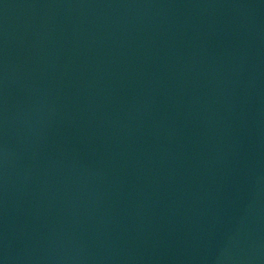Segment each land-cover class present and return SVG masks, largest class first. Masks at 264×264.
<instances>
[{
    "label": "water",
    "instance_id": "obj_1",
    "mask_svg": "<svg viewBox=\"0 0 264 264\" xmlns=\"http://www.w3.org/2000/svg\"><path fill=\"white\" fill-rule=\"evenodd\" d=\"M0 264H264V0H0Z\"/></svg>",
    "mask_w": 264,
    "mask_h": 264
}]
</instances>
